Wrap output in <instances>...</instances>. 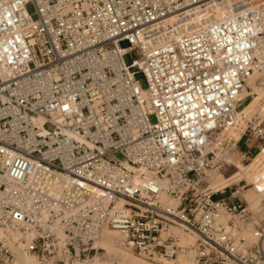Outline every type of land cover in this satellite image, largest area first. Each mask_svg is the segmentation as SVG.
<instances>
[{"label":"built area","instance_id":"built-area-1","mask_svg":"<svg viewBox=\"0 0 264 264\" xmlns=\"http://www.w3.org/2000/svg\"><path fill=\"white\" fill-rule=\"evenodd\" d=\"M242 138L264 145V0H0V264H86L104 229L157 263L264 264L247 184L208 189Z\"/></svg>","mask_w":264,"mask_h":264},{"label":"rangeland","instance_id":"rangeland-1","mask_svg":"<svg viewBox=\"0 0 264 264\" xmlns=\"http://www.w3.org/2000/svg\"><path fill=\"white\" fill-rule=\"evenodd\" d=\"M27 10L33 18L36 17L34 7L31 4L27 5ZM126 45H127L126 41L121 42V46L124 47ZM123 58H124L125 63H127V64L130 63L132 59L137 58L136 51L132 50L130 52H127ZM135 78L140 82V85L142 88H144L146 86L143 74L141 72H137L135 74ZM260 95L261 94H258L257 98H255V100L250 101L253 104V105L251 104L252 107H254L257 104V102L259 101ZM244 102L245 101H243L242 104H244ZM149 120H150V122L153 123L155 121V116L150 115ZM225 130H222L219 133V135L228 137L225 134L226 132H224ZM244 144H245V142L242 140L241 143H239L240 147H238V149L236 151H234L233 153L230 151H225V152L220 153V151H219V152H217V154H218L219 158L222 160V162L225 164V168L222 169L224 175L227 176L229 174H232L230 177L229 183H233V181L241 179V181H243L241 183V185L243 183L247 184L245 186L244 190L241 191V196L244 199V200L242 199V201L244 204L246 203L247 210L244 214L242 213V216H239L238 218H236L235 223H237L239 225L238 230L240 231V235H242L245 238V241L247 243H251L257 238V232H258L259 228L264 225V195L255 199L253 202H248L246 199V196L252 190V187H253V184L251 183V177L255 176L256 174H258L264 170V145L261 147V149H260V146L257 145L253 150H251V156L250 157L246 156L245 158H242L243 152L241 151V148H244V146H245ZM228 152H229V154H228ZM260 152H261L260 156H262V162H259V163L254 162L253 164H250V166H247L248 163L250 161H252ZM240 159H241L240 163L243 164L242 166L244 167V169L241 171L237 170V172L236 171L232 172L233 167L231 164L234 163L235 160L240 161ZM213 173L214 172H212L211 175H213ZM112 235H113V233H111V236ZM127 252L131 255L132 258H134L137 261L144 263V264H178L179 260H181V261L187 260L186 259L187 256L185 254H182V256H178L179 258L175 257L173 259H169L167 261L157 263V262H153V261L141 258V257L137 256L136 254L130 252V251H127ZM95 256H97V258H100L103 261L107 260L106 259L107 253H106L105 249H103V248ZM91 262L92 261H90L89 263L91 264ZM185 264H192V263L190 261H188Z\"/></svg>","mask_w":264,"mask_h":264},{"label":"bare ground","instance_id":"bare-ground-1","mask_svg":"<svg viewBox=\"0 0 264 264\" xmlns=\"http://www.w3.org/2000/svg\"><path fill=\"white\" fill-rule=\"evenodd\" d=\"M254 1H260V0H254ZM253 80H254V77L249 78L247 80V84L245 85V87L243 88V91L241 92L242 97H249L251 95V97H249L247 100H245V103H250L251 100H255V98H257L258 94H261L259 86L254 84ZM240 112H241V110H239L237 115H239ZM228 154H229V152H228ZM240 162H241V159H240V161L235 160V162L231 164L233 167L232 172H235V171L237 172V170L241 171L244 169V167L242 166L243 164H241ZM214 171H221V169L215 168ZM210 181H211V178H210ZM251 183L253 184L252 190L246 196V199L248 202H253L255 199L264 195V170L261 171L260 173L256 174L255 176L251 177ZM215 190H217V189H215ZM215 190H211V191H215ZM162 200L167 201V202L171 201L164 194L162 195ZM111 233H113L114 236L113 235L111 236ZM180 236H181V239L184 243H190L194 239V237L192 235H189V234L180 233ZM94 244L96 246H100L101 248L105 249V251L107 253V257H106L107 260L103 261L100 258H97V256H95V255H97L99 253L98 252V253L94 254L91 258H88L87 260H85L86 264H90L89 263L90 261H92L91 264H144V263H141V262L137 261L136 259L132 258L131 255L126 250L121 248V246L118 243L117 234L113 230L104 229L102 231L100 237L94 240ZM178 256H182V254H178L176 257H178ZM18 259L24 260L26 258H24L23 256H19ZM186 259H187L186 261L185 260L184 261L179 260L178 264H185L188 261H190L187 257H186Z\"/></svg>","mask_w":264,"mask_h":264},{"label":"crops","instance_id":"crops-1","mask_svg":"<svg viewBox=\"0 0 264 264\" xmlns=\"http://www.w3.org/2000/svg\"><path fill=\"white\" fill-rule=\"evenodd\" d=\"M252 103H245L240 107L239 110H241V112L239 113V115H237V122L236 125L233 127H229L227 128L224 132H226L225 134L229 137V138H233L235 140H237L240 136V133L243 129L244 126V116L247 115L250 111L253 110V107L251 105ZM245 142V146L244 148H241V151L245 152L248 151L251 153V150H253L258 144L259 142L255 139L252 138H246V139H241V141ZM240 141V143H241ZM261 152L252 160L248 163L247 166H250V164H253L254 162L259 163L262 162V156H260ZM213 173V175H211ZM209 177L211 178V181L209 183L208 189L211 190H215V189H220L226 185H229V180L232 174L229 175H224L223 171H214V169H212L211 171L208 172ZM237 182L236 181H233Z\"/></svg>","mask_w":264,"mask_h":264}]
</instances>
